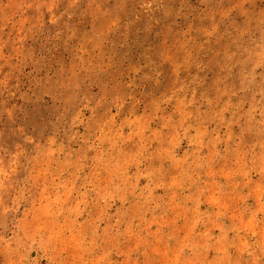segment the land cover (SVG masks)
I'll use <instances>...</instances> for the list:
<instances>
[{
  "label": "rangeland",
  "instance_id": "obj_1",
  "mask_svg": "<svg viewBox=\"0 0 264 264\" xmlns=\"http://www.w3.org/2000/svg\"><path fill=\"white\" fill-rule=\"evenodd\" d=\"M0 264H264V0H0Z\"/></svg>",
  "mask_w": 264,
  "mask_h": 264
}]
</instances>
